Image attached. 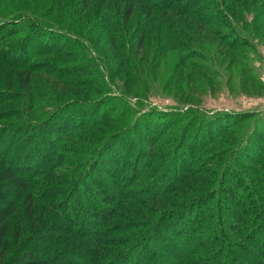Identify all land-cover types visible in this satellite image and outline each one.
Instances as JSON below:
<instances>
[{
  "label": "rangeland",
  "instance_id": "1",
  "mask_svg": "<svg viewBox=\"0 0 264 264\" xmlns=\"http://www.w3.org/2000/svg\"><path fill=\"white\" fill-rule=\"evenodd\" d=\"M124 2L90 0L78 6V15L73 18L71 9H66L67 1L57 8L49 0H0V10L10 5L20 16L9 20L12 38L21 42L27 32L31 33L29 47L14 51L22 57L28 54L27 59L18 61L35 69L28 77L21 67L0 65V95L9 92L17 99L2 103L0 108L17 110L26 119L41 122L32 104L16 94L22 97L28 86L33 98L45 107L49 98L53 99L56 104H50L49 111L44 107L38 115L49 113L60 133L70 131L73 125L62 117L78 120L71 133L75 139L61 138L62 145L74 151L91 152L111 139L116 149L114 143L119 140L113 141L114 136L127 132L133 148L123 145L126 152L119 155L117 164L103 160V165H98L96 159L82 156L77 158L81 163L77 168H64L70 175L84 171L94 181L86 188L90 185L95 194H99L97 183L122 193L127 189L124 186L139 178L135 186L146 193L157 178L163 181L160 190L186 186L190 192L184 199L193 207L177 216L179 219H171V230L155 233L161 238L150 243L162 248V264H177L184 250L199 247L202 239L211 241V234L220 229H226L234 244L230 246L236 251L232 249L234 264H264L258 258H264V235L251 231L255 225L264 230V22L247 11L243 18L235 19L233 36L222 42L220 35L228 27L200 26L186 17H163L158 10H152L148 18L142 0L134 1V12L126 23ZM110 32H116L117 38L111 39ZM141 34L143 43L136 51ZM228 44L234 45L233 51ZM54 49L57 56L46 53ZM55 76H60L61 82ZM54 109L58 110L52 112ZM104 114L111 122L104 124ZM10 119L1 121L0 129ZM14 119L18 123L24 120ZM39 131L53 141H41L42 148L49 149L60 140V134L51 135L47 128ZM187 161L194 163L187 169V177L171 172L172 162L180 167ZM120 180L121 187L114 185ZM227 192L232 199L226 202L222 199ZM203 195L207 200L199 199ZM250 196L259 203L257 211L248 214L243 209L245 198ZM199 200L209 203L198 209L195 205ZM15 202L19 211L25 210L20 198ZM42 205L40 201L33 203L37 217ZM166 209L160 214L169 211ZM197 214L201 222L196 230L195 224L188 225L183 219ZM35 237L25 247L41 249L48 243L40 235ZM7 243L13 248L10 239ZM37 262L54 264L59 258L42 256Z\"/></svg>",
  "mask_w": 264,
  "mask_h": 264
},
{
  "label": "trees",
  "instance_id": "2",
  "mask_svg": "<svg viewBox=\"0 0 264 264\" xmlns=\"http://www.w3.org/2000/svg\"><path fill=\"white\" fill-rule=\"evenodd\" d=\"M39 1L37 0V2ZM49 1L54 2L57 8L67 1L66 9H71L69 14L76 18L78 6L87 5L90 0ZM124 1L126 4L123 8V20L127 23L134 12L135 0ZM142 1L146 4L145 14L148 18L152 10H158L163 17L167 15L186 17L200 26H210L215 29L228 27L231 31L227 30L221 34L222 36L220 35L222 42L225 41L224 38L230 39L233 36L234 30H236L234 28L235 19L243 18L247 11L255 14V19L259 18L264 22V0ZM18 17H20L19 14L10 5L0 10V20L5 19L0 23V65L15 69L21 67L23 73L29 77L35 69L25 62L18 61L20 58L27 59L28 54L22 57V53L14 51V49L21 46L24 50L28 48L31 43V33L27 32L20 42L12 38L14 31L9 26L11 25L9 20ZM110 36L111 39H115L118 35L116 32H110ZM142 43L143 35L141 34L135 44L136 51L141 48ZM63 44H66V41ZM228 48L233 51L234 45L228 44ZM47 52L57 56L55 49ZM48 74L52 73L48 72ZM55 78L61 82L60 76H55ZM23 84L27 85V77L23 80ZM30 88L25 87L21 94L22 97L16 94V98L18 96L22 101L32 104L35 109L33 113L39 119L42 118L41 122L26 119V116L17 110L0 108V122L13 118L9 120L5 128L0 129V264L12 262L13 264H37L42 256L59 258V262L54 264H162L165 260L163 250L159 246L150 245L151 240L160 239V235L157 237L155 233L171 230L170 220L179 219L177 216L193 207L192 205L188 206L184 199V196L190 191H186V186L181 184L173 185L176 190L169 191L170 186L160 190L164 185L160 187L163 181L157 178V181H152L149 185L150 188L148 186L149 190L146 193L144 188L135 186V182L140 179L137 174L135 179H137L136 177L139 179H134L135 181L124 186L127 189H124L122 193L109 191L106 186L102 187L97 183L95 186L99 194H95L90 185L86 188L89 181L91 183L94 181L91 177L88 178L84 171L74 172L70 175L66 173L67 171L64 173V168H77L81 164L77 158L82 156L96 159L98 165H103V160L106 161V164L108 162L117 164L119 155L126 152L123 145L129 147L133 144L131 136L127 132L114 136L113 141L119 140L118 144L114 143L116 149L112 147V139L103 146H97L91 152H88V149L74 151L67 148L62 145L61 138L64 136L72 138V130L79 121L70 120L71 116H67V119L62 117V120H66L68 125H73L70 131L67 129L60 133L59 126L54 127L55 123L49 120V113L38 115L44 110L45 105L40 102V99L33 98L34 95ZM6 94L0 95L2 96L0 105L17 100L14 98L15 95L12 96L9 92L8 95ZM44 95V98L48 100L45 92ZM48 102L45 110L52 107L50 104H56L51 98ZM53 107L55 108V106ZM56 110L58 109H54L52 112H56ZM107 115L104 114L102 118L104 124L112 120L107 118ZM14 118L24 120H19L18 123ZM40 127L44 130L47 128L51 135L60 134V140L54 142L49 149L42 148L41 141H46L43 143L53 141L43 137L39 131ZM73 139L75 138L73 137ZM72 154L76 155L75 158L70 157ZM94 155L96 156L93 157ZM36 156L39 162L32 161L37 160ZM102 157L104 158L102 159ZM148 158H150L149 155ZM30 159L32 160L30 161ZM173 163L170 164L171 172L178 171V175L184 176L187 169L194 165L193 161L190 163L187 161L184 163L185 165L179 164L180 167ZM130 177L131 175L126 179L128 180ZM120 182L122 181H116L114 185L121 187ZM192 183L200 186L195 179H192ZM207 197L203 195L199 199L207 200ZM16 198L21 199L25 210L19 211L16 208L18 206H16ZM231 199L232 195L227 192L222 200L227 202ZM245 199L247 203H245L244 209L242 208L243 211L248 214L256 212L258 198L250 196ZM35 201H40L43 204L39 209L38 217L33 213ZM208 203L199 200L195 206L198 209L204 208ZM166 208L169 211L160 214L163 210H167ZM256 216L254 217L257 219ZM187 218L189 219L183 220L188 225L195 224L197 230L201 217L197 214L192 219ZM260 220L258 219V222ZM142 229L145 230V233L141 232ZM220 230L211 234L213 236L211 241L202 239L199 247L186 249L183 254H178L177 264H234L232 251L235 249L232 248V250L230 247L234 244L229 241L226 229ZM251 231L259 233V236L264 235V230L256 225L251 228ZM37 235L43 237L48 243L41 249L25 247L36 240L35 236ZM230 236L235 237V234L230 233ZM8 239L12 241L13 248L9 247ZM263 243L264 241L261 243L264 248ZM149 253L151 254L148 255ZM8 254H11L12 257L7 258ZM68 256L69 258L66 259ZM258 258L264 261L263 256Z\"/></svg>",
  "mask_w": 264,
  "mask_h": 264
}]
</instances>
